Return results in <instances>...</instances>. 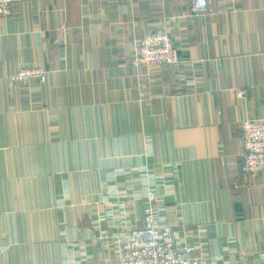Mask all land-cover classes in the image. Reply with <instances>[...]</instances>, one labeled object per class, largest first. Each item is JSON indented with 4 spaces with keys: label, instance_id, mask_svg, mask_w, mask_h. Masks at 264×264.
Here are the masks:
<instances>
[{
    "label": "crops",
    "instance_id": "0c3cea01",
    "mask_svg": "<svg viewBox=\"0 0 264 264\" xmlns=\"http://www.w3.org/2000/svg\"><path fill=\"white\" fill-rule=\"evenodd\" d=\"M165 27L180 63L135 66ZM22 67L47 81L11 82ZM264 0H14L0 15V264H119L151 205L207 264L264 262ZM155 198L150 199L151 193Z\"/></svg>",
    "mask_w": 264,
    "mask_h": 264
},
{
    "label": "built area",
    "instance_id": "2783aa9c",
    "mask_svg": "<svg viewBox=\"0 0 264 264\" xmlns=\"http://www.w3.org/2000/svg\"><path fill=\"white\" fill-rule=\"evenodd\" d=\"M186 1L194 14H202L208 9V0ZM13 2L0 0V15H10ZM133 63L135 66L178 65L180 59L170 32L162 27L148 31L136 40ZM47 75L42 67H22L8 79L11 82L45 83ZM241 127L245 149L243 170L254 177L264 172V120H244ZM153 198L152 192L150 199ZM196 251L193 244H179L173 228L164 227L159 214L148 205L143 225L131 229L120 240L119 264H207L206 258L195 254Z\"/></svg>",
    "mask_w": 264,
    "mask_h": 264
}]
</instances>
